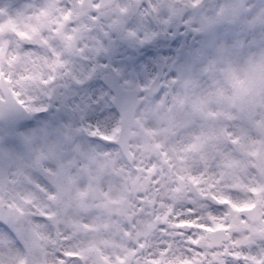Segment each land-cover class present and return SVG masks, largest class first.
I'll return each mask as SVG.
<instances>
[{
    "label": "clouds",
    "instance_id": "obj_1",
    "mask_svg": "<svg viewBox=\"0 0 264 264\" xmlns=\"http://www.w3.org/2000/svg\"><path fill=\"white\" fill-rule=\"evenodd\" d=\"M28 3L38 9L45 0L14 6ZM248 5L264 12V0ZM28 15L31 26L5 33L0 48V95L7 99L11 89L26 106L39 88L18 82L30 85L47 72L52 50L63 51L56 14ZM248 18L190 35L179 53L173 45L178 66H192L191 83L144 93L131 112L76 121L99 124L106 140L79 131L60 140L55 113L24 120V129L48 124L49 144L58 147L37 164L46 144L28 149L7 139L18 159H0V257L11 264L264 260V26L248 28ZM9 216L19 223L7 224Z\"/></svg>",
    "mask_w": 264,
    "mask_h": 264
},
{
    "label": "snow or ice",
    "instance_id": "obj_2",
    "mask_svg": "<svg viewBox=\"0 0 264 264\" xmlns=\"http://www.w3.org/2000/svg\"><path fill=\"white\" fill-rule=\"evenodd\" d=\"M13 8L12 4L0 7V48L5 47V33L31 26L33 17L28 12L32 10L37 11V20L56 14V35L63 46V51L53 49V58L45 60L47 72L43 76L30 77V85L18 82L22 90L39 88L27 106L20 93L11 89L7 99L0 95V124L6 125L0 129V159H18L13 150L4 147L7 139L14 137L28 149L41 143L48 146V151H40L37 164L48 159L58 145L49 144L53 130L48 124L22 128L27 118L55 113L54 119L61 118V127L55 130L60 140L69 139L73 131L106 140L99 124L77 128L76 121L83 122L90 115L99 121L117 112H131L144 93L172 88L182 79L185 85L191 83L186 77L192 66H178L169 54L174 44L180 45L175 48L179 53L190 35L215 32L224 24L240 23L245 16L249 17L245 22L248 28L264 26V12L254 14L248 0H45L38 9L34 3L15 8L14 15ZM11 26L17 30L11 31ZM16 59L14 56L9 63ZM227 71L231 73V69ZM3 75L0 72V77ZM6 223L19 221L9 216ZM177 226L184 229L192 225ZM65 255L72 257L74 253ZM235 259L264 264L250 255ZM12 260L11 256L0 257V264H11Z\"/></svg>",
    "mask_w": 264,
    "mask_h": 264
},
{
    "label": "flooded vegetation",
    "instance_id": "obj_3",
    "mask_svg": "<svg viewBox=\"0 0 264 264\" xmlns=\"http://www.w3.org/2000/svg\"><path fill=\"white\" fill-rule=\"evenodd\" d=\"M16 3V0H0V5H4V4H12V5H15ZM12 14L14 15L15 14V8L12 9ZM11 31H16V27L15 26H11L10 28Z\"/></svg>",
    "mask_w": 264,
    "mask_h": 264
}]
</instances>
